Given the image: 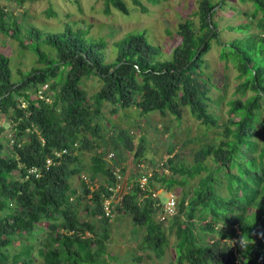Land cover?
Masks as SVG:
<instances>
[{
	"label": "trees",
	"instance_id": "16d2710c",
	"mask_svg": "<svg viewBox=\"0 0 264 264\" xmlns=\"http://www.w3.org/2000/svg\"><path fill=\"white\" fill-rule=\"evenodd\" d=\"M102 1L105 14L110 6L127 15L123 0ZM147 1L155 5L167 0ZM237 1L252 6L248 15L259 30L257 36L223 43L213 21L215 7L220 9L223 0L215 4L200 0L192 16L195 20L187 18L176 25L177 40L168 58L161 59L159 47L149 43L142 31L114 42V56L108 63L104 62L105 43L85 37L86 29L21 30L13 13L0 6V35L32 54L40 66L18 73L19 78L12 81L9 59L0 53V264H105L97 255L104 254L108 221L116 213L129 216L134 227L143 228L141 244L161 256L166 239L163 222L157 218L164 200L152 196L155 188L178 198L176 214L166 230L175 236L178 262L264 264V37H260L264 0ZM128 2L140 11L145 9L138 0ZM248 27L227 29L246 34ZM211 42L219 47L218 58L236 73L233 90L238 97L227 101L222 137L195 152L188 166L174 162L172 156L158 164L159 172L138 169L139 175L125 186L121 201L109 205L108 218L102 201L109 195L107 187L113 185L111 168L115 165L106 164L93 141L95 137L103 141L96 124L101 107L109 106L112 115L133 108L141 115L157 112L176 120L186 110L201 125L216 126L208 111L213 86L203 79L201 69ZM88 78L99 82L92 96L81 88V81ZM42 85L46 89L39 98ZM122 137L132 148L128 137ZM139 142L135 159L142 157ZM68 147L67 154L45 167V159L54 150ZM86 149L95 150L87 166L89 178L100 176L104 183L90 190L81 182L82 197H76L67 183L70 175L78 173L72 152ZM112 150L118 155L115 145ZM30 168L38 171L37 176L27 174ZM141 176L147 177L143 190L137 183ZM193 179L190 197H179L178 187ZM88 195L93 205L88 212L96 217L98 227L77 220L68 202L71 197L79 201ZM42 223L44 237L34 240ZM203 233L217 238L204 242Z\"/></svg>",
	"mask_w": 264,
	"mask_h": 264
},
{
	"label": "rangeland",
	"instance_id": "374dc122",
	"mask_svg": "<svg viewBox=\"0 0 264 264\" xmlns=\"http://www.w3.org/2000/svg\"><path fill=\"white\" fill-rule=\"evenodd\" d=\"M123 1L127 8V15L115 11L110 6L108 14H105L102 0H0V6L7 13H13L18 19L21 30L34 28L38 31L57 33L65 27H69L71 30L86 29L85 37L93 40L101 39L105 43L104 62L108 63L112 61L114 56V42L128 33L142 31L145 32L149 43L159 47L161 59L168 58L177 40L174 35L176 25L187 18L195 20L192 16L196 12L200 0H167L165 2L160 1L155 5L150 4L147 0H138L145 8L144 11L131 6L128 0ZM209 1L212 4L216 3V0ZM252 10L253 8L249 3H240L237 0H223L220 9L219 6L215 7L214 11L216 12L213 21L223 43L239 39L245 35H258L259 30L253 27V22L248 15ZM48 12H52L54 15L48 16ZM238 25H249L246 34L227 29ZM260 35V37H264V34ZM211 44L213 47L202 58L201 69L203 68V79L206 77L213 86V90L210 89L208 93L211 99L208 103V111L216 119V126L201 125L186 110H184L181 118L176 120L171 115H160L157 112L141 115L138 110L133 108L118 110L112 115L109 113V106L104 104L101 107L100 118H97L96 124L98 125V135L103 141L100 142L96 137L93 141L98 146L97 150L100 149L103 152L106 164L120 168L123 185L128 186L133 183L140 173L138 169L142 167L151 174L159 172L158 164L164 163L166 159H170L172 156H174V162L188 166L191 164L195 152L207 143L210 144L215 139L222 137L221 125L225 123L228 117L226 113L227 101L238 97L233 90L235 84L233 80L236 73L232 70L231 65L218 58L219 47L215 46L213 42ZM42 49L48 50L44 46ZM0 53L9 59L12 81L19 78L18 73L23 74L33 68L40 67L35 64L32 54L25 49L18 48L11 39L2 35H0ZM98 87L99 82L95 78L81 81V88L88 96H92ZM232 92L234 94H231ZM2 122L3 119L0 115V123ZM218 124L220 127L217 126ZM3 125L7 130V125ZM258 131L260 136L261 132ZM122 134L128 137L132 148L128 149ZM139 140H141L143 148L142 157L135 159L133 152L136 144L140 143ZM113 145L117 147L118 155L116 156L113 155ZM68 149L71 148L68 147ZM94 152L93 149L72 152L76 158L73 166L78 173L70 175L67 178V183L69 188L74 190L76 197H82L81 182L86 184L90 190L104 183L100 176L89 178L87 166L89 158ZM109 154H112L111 158H109ZM136 162L140 164L137 166ZM231 172L233 173V170ZM195 180H188L181 187H178L179 197L181 194L186 199L190 197L195 187ZM153 187H157V184L153 183ZM154 191L153 195L160 196V201H163L166 195L171 194L164 193L158 188H155ZM220 194L225 195L223 188L220 189ZM76 197L69 198L68 202L77 220L86 221L98 227L96 217L88 212L93 208V205L87 201L89 195L79 201ZM114 199L117 201L118 197ZM108 204V200H104L102 208H107ZM169 220L161 224L165 232L163 234L166 245L163 247L161 256H158L154 251L141 244L144 236L143 228L134 227L127 215L114 214L108 221L109 225L106 228L108 240L105 242L104 254L102 256L97 255V257H102L105 264H187L184 260L180 262L177 260L175 236L173 233L166 232ZM39 227L41 230L35 231L34 240H40L44 237L45 224L42 223ZM234 229L236 228L234 227ZM203 234L204 242L209 241L212 236L214 239L217 238L216 235ZM237 241L239 242V240ZM235 246L241 247L238 244Z\"/></svg>",
	"mask_w": 264,
	"mask_h": 264
},
{
	"label": "built area",
	"instance_id": "2783aa9c",
	"mask_svg": "<svg viewBox=\"0 0 264 264\" xmlns=\"http://www.w3.org/2000/svg\"><path fill=\"white\" fill-rule=\"evenodd\" d=\"M45 89H46V85H42L40 90L38 91V94H37L39 98H43L41 92L43 90H45ZM74 146H75V144H74ZM68 151H69L68 148H63L61 150H54L52 152V155L48 156L45 159V162H44L45 167L51 165L54 158H59L61 155L67 154ZM108 156H109V158L112 157L111 154H109ZM111 169H112V180L114 182H113L112 186H108L107 187V192L109 193V195L106 196L105 199H103V201L104 200H108L109 204H108L107 208H105V209L102 208V210L104 211V215L107 216L108 218L111 217L109 205L110 204L115 205L118 202H120L121 201V197L123 195V190H124V185H123V183L121 181V174H120L119 169L117 167H112ZM37 173H38V171L36 169H34V168L28 169V172H27L28 175L31 174V175H34V176H37ZM28 175H26V176H28ZM146 179H147L146 176H141V177H139L137 179L138 186L142 190H143V188L145 186ZM152 196H154V195H152ZM115 197H118L117 201H115V199H114ZM176 203H177L176 199H175V197L173 195H171V194L166 195L165 198H164V203L162 205L161 212L158 215L157 220L159 222H164L167 219L171 218L175 214Z\"/></svg>",
	"mask_w": 264,
	"mask_h": 264
},
{
	"label": "clouds",
	"instance_id": "9594fccd",
	"mask_svg": "<svg viewBox=\"0 0 264 264\" xmlns=\"http://www.w3.org/2000/svg\"><path fill=\"white\" fill-rule=\"evenodd\" d=\"M111 155H112V154H111ZM113 167H116V166H113ZM117 168H118V167H117ZM118 169H119V168H118ZM119 171H120V170H119ZM120 174H121V173H120ZM121 178H122V177H121ZM125 186H126V184H124V188H125ZM176 202H177V200H176ZM175 214H176V211H175ZM175 214H174V215H175ZM174 215H173V216H174ZM173 216H172V217H173ZM172 217H171V218H172ZM171 218H169V219H171ZM167 220H168V219H167ZM164 222H165V221H164Z\"/></svg>",
	"mask_w": 264,
	"mask_h": 264
}]
</instances>
